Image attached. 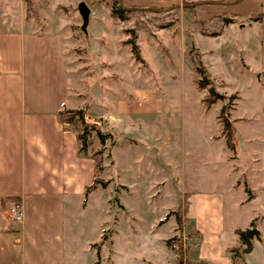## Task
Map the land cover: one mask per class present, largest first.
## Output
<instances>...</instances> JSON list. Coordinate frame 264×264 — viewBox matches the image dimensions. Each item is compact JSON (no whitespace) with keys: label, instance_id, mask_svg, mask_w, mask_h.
I'll return each mask as SVG.
<instances>
[{"label":"rangeland","instance_id":"rangeland-1","mask_svg":"<svg viewBox=\"0 0 264 264\" xmlns=\"http://www.w3.org/2000/svg\"><path fill=\"white\" fill-rule=\"evenodd\" d=\"M80 1L89 9L84 31L77 11ZM49 2L0 0V7L12 5L9 17L21 5L27 19L39 22L46 12L52 24L60 23L71 56L70 105L85 109L88 120L111 135L100 145L92 131L86 147L87 156L101 150L96 159L105 186L90 193L94 208L87 215L91 219L95 210H103V237L112 234L117 221L120 242L135 234L133 239L142 245L139 253L144 256L146 251L147 259L159 264L152 250L156 244L146 248L145 238L152 224L162 223L155 231L158 236H185L184 190L193 188L221 194L231 226L248 227L254 219L259 243L248 264H258L264 253V82L258 73V38L235 25L214 36L223 25L220 17L209 18L215 11L207 6L200 8L206 10L199 11L203 21H198L179 7L129 10L118 18L110 13L108 0ZM126 2L117 0V5ZM127 39L133 40L137 57ZM196 67L208 78L201 91ZM209 88L219 98L206 108L201 98ZM221 107L232 121L233 150L225 146L217 119ZM167 251L169 262L174 261L173 251Z\"/></svg>","mask_w":264,"mask_h":264},{"label":"crops","instance_id":"crops-1","mask_svg":"<svg viewBox=\"0 0 264 264\" xmlns=\"http://www.w3.org/2000/svg\"><path fill=\"white\" fill-rule=\"evenodd\" d=\"M173 1L128 0L120 6L126 11L179 7L198 21H203L198 15L206 10H200L204 6L215 11L209 18L229 15L233 22L214 36L232 25L236 30L250 29L262 47L258 73L264 82V0ZM7 9L0 7V264H154L146 251L144 256L139 253L142 245L133 239L135 234L123 236L120 242L119 222L114 221L112 234L103 237L105 221L99 216L103 210H95L91 219L87 215L88 208H94L90 193L101 187L85 191L92 182L93 161L77 154L75 135L58 121L61 109L76 108L70 105L71 56L60 23L52 24L46 12L39 22L27 19L21 5L15 15L10 11V17ZM184 191L183 218L198 236L189 238L187 258L231 264L225 250L237 244L235 230L247 227L226 223L221 194ZM13 203L19 204L20 223L7 215ZM133 224H129L131 232ZM163 224L151 225L144 246L156 244L152 250L159 262L174 264L167 257V235L155 234ZM258 243L253 241L244 264ZM260 254L258 264H264V253Z\"/></svg>","mask_w":264,"mask_h":264},{"label":"trees","instance_id":"trees-1","mask_svg":"<svg viewBox=\"0 0 264 264\" xmlns=\"http://www.w3.org/2000/svg\"><path fill=\"white\" fill-rule=\"evenodd\" d=\"M109 1V9L112 15H116L118 18L122 17V13L126 12V10L122 9L117 5V0H108ZM191 10V8H189ZM222 25H227L232 23V19L229 15L223 13L221 17ZM128 44H131V50L135 57H137L135 45L133 44V40L127 39ZM197 73H201L202 77L196 79V87L199 91L203 90L205 86L208 84V78L205 74L202 73V69L200 67L195 68ZM219 98V95L215 93L213 88H209L207 94L201 98L204 106L208 108L212 103L215 102L216 99ZM224 107H221L217 113L218 122L221 125V130L224 135L225 146L230 150L234 149L232 143V133L233 128L231 125V120L228 118L227 114L223 112ZM58 121L62 125V129L66 131H70L75 135L77 141V154L80 156H87V143L89 141L90 132L94 131L95 137L98 139L100 145H103L107 138H111L109 133H104L100 131L97 127L98 123L95 120L89 121L88 117L85 113V109L82 108H63L57 113ZM101 152L100 149L92 152L88 157L93 161V176L91 185L86 188L85 191L91 190L93 187L100 186L104 187L105 182L100 179L99 173L102 170V166L100 161L96 159V156ZM183 210L186 208V202L183 201ZM175 222L178 226L181 225L180 216L178 214L175 215ZM185 228V236L184 239H189L193 236H197V234L187 225V222H184ZM235 234L237 236V244L233 247L227 248L225 252L228 254L231 264H244V256L248 254L252 249V243L254 240H259V233L255 227L254 219L250 221L247 228L243 230H235ZM165 244L169 250H172L174 253V264H206L205 261H190L187 258V250L189 245L187 243H183L179 237L172 236L165 241ZM183 245V246H182ZM175 247V248H173ZM183 252V253H182ZM183 254L185 257H183Z\"/></svg>","mask_w":264,"mask_h":264},{"label":"built area","instance_id":"built-area-1","mask_svg":"<svg viewBox=\"0 0 264 264\" xmlns=\"http://www.w3.org/2000/svg\"><path fill=\"white\" fill-rule=\"evenodd\" d=\"M7 215L9 219L14 223H20L22 220V213L18 203H13L7 209ZM181 241H184V235L180 236ZM175 248V247H173Z\"/></svg>","mask_w":264,"mask_h":264},{"label":"water","instance_id":"water-1","mask_svg":"<svg viewBox=\"0 0 264 264\" xmlns=\"http://www.w3.org/2000/svg\"><path fill=\"white\" fill-rule=\"evenodd\" d=\"M77 11H78V14H79V16L81 18L80 29L82 31H84L85 30V26L87 24L88 16H89V9H88V7L86 6V4L83 1H80L77 4Z\"/></svg>","mask_w":264,"mask_h":264}]
</instances>
